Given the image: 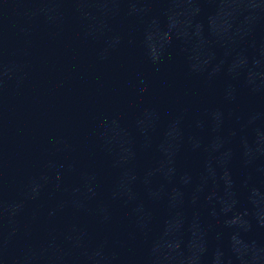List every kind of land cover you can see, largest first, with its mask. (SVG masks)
I'll return each mask as SVG.
<instances>
[{"label":"water","instance_id":"water-1","mask_svg":"<svg viewBox=\"0 0 264 264\" xmlns=\"http://www.w3.org/2000/svg\"><path fill=\"white\" fill-rule=\"evenodd\" d=\"M0 264H264V0H0Z\"/></svg>","mask_w":264,"mask_h":264}]
</instances>
